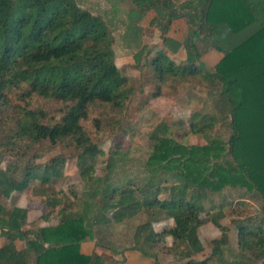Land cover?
I'll use <instances>...</instances> for the list:
<instances>
[{"label": "trees", "instance_id": "16d2710c", "mask_svg": "<svg viewBox=\"0 0 264 264\" xmlns=\"http://www.w3.org/2000/svg\"><path fill=\"white\" fill-rule=\"evenodd\" d=\"M128 3L136 23L148 11L155 13L152 23L160 21L163 29L171 20L185 18L189 31L184 40L162 37L161 49L148 65L159 83L199 77L219 85L220 114L227 115L230 134L225 142L210 137L207 132L216 119L206 115H200V126L189 124V131L202 137L204 145L175 143L165 127H157L150 135L148 176L142 184L108 186L93 205L82 201L79 210H72V202L63 203L48 187L63 176L60 157L38 165L33 163L36 153L21 167L20 161L30 149L37 152L43 145L72 147L79 176L93 180L100 151L82 125L90 109L122 112L132 90L114 63L113 37L100 15L81 8L76 0H0V164L14 159L0 166V235L6 240L0 248L1 264H29L15 241L33 253V264H90L97 257L80 255L78 243L93 238L91 228L120 224L140 214L145 220L135 228L136 246L130 248L153 257L169 237L166 252L180 251L188 258L202 250L196 231L203 224L199 218L203 201L218 195L225 206L240 204L232 202L225 190H242L239 198L249 194L259 203V224L238 220L236 236L240 252L254 261L264 257V0ZM180 47L185 59L175 63L166 52ZM210 49L222 54L212 69L200 61ZM13 96L22 102L33 96L59 102L60 116L46 120L27 102L12 103ZM92 123L99 129L97 118ZM26 190L47 209L42 218L56 209L60 212L58 224L32 231V240L23 232L26 210L7 209L2 202L11 199L13 204ZM237 209L232 213L239 216L242 211ZM165 220L174 227L152 228ZM137 242L154 251H144ZM186 264L204 263L189 259Z\"/></svg>", "mask_w": 264, "mask_h": 264}, {"label": "rangeland", "instance_id": "374dc122", "mask_svg": "<svg viewBox=\"0 0 264 264\" xmlns=\"http://www.w3.org/2000/svg\"><path fill=\"white\" fill-rule=\"evenodd\" d=\"M76 2L81 8L94 15H100L105 20L113 37L114 63L126 79L132 93L122 112L111 113L105 108L90 109L88 119L82 125L90 141L100 151L93 180L82 179L79 176L75 165L76 151L72 147L43 145L39 150L36 149L37 152L33 148L30 149L26 158L20 161L21 167L31 155L36 153L38 158L33 163L38 165L46 163L53 157H60L65 166L63 176L51 181L48 187L51 186L63 203L72 202L74 204L72 210H79L82 201L90 206L93 205L96 200L103 197L108 186H119L127 181L142 184L148 176L145 163L151 152L150 135L157 127H165L166 136L175 143L185 146L204 145L205 140L202 137L189 131V124L200 126V115H206L216 119L214 126L207 132L210 137L225 142L230 134L228 117L220 114L217 97L219 85H209L199 77L168 78L161 83L153 77L148 64L161 49V38L165 35V31H162L163 23L160 21L152 23L151 12H146L136 23L129 15L128 0H76ZM174 27L172 35L181 37V29L178 26ZM244 34H247V31ZM183 58L185 59V54L180 55L177 52L171 60L178 63ZM25 100L29 109H39L45 114L46 120L57 119L60 116L62 105L59 102L35 96ZM11 101L21 106L25 104L16 96H13ZM193 114L198 116L194 117ZM95 118L100 121L99 129H96L95 124L92 123ZM13 161L12 158H6L0 166L3 167L5 163ZM225 192L232 202L237 200L245 204L244 200H238L242 198H239L242 190H225ZM30 193V190H26L23 194L29 202L33 198ZM217 196L208 197L203 203H218L221 197ZM246 196L242 199H246ZM38 199V197L36 200L33 198L30 202L35 205V210L32 211L35 215L47 211ZM2 202L5 208L13 205L11 199ZM252 202L254 204H249L250 208L239 212V216L247 217L249 213L259 211L257 201ZM230 212L227 210L226 213L231 216L238 215ZM144 220V216L140 214L120 224L95 225L91 228L92 236L114 249L130 248L135 244L134 230ZM161 223L163 227L168 226L171 229L174 227L172 221L165 220ZM152 228L160 230V226L156 227L155 224ZM165 243L162 252L160 250L158 254L166 253ZM137 246L149 253L154 251L139 242ZM160 246L158 244L156 248Z\"/></svg>", "mask_w": 264, "mask_h": 264}, {"label": "crops", "instance_id": "0c3cea01", "mask_svg": "<svg viewBox=\"0 0 264 264\" xmlns=\"http://www.w3.org/2000/svg\"><path fill=\"white\" fill-rule=\"evenodd\" d=\"M148 12L152 13V16L150 17L152 21L155 18V13L152 11ZM174 26H178L181 29V37H174L172 35L175 28ZM162 31H165L163 37L171 38L181 43L187 36L189 27L185 22V18L181 17L171 20L168 26L162 29ZM177 52H179L180 55L185 54L184 49L180 47L175 53L166 52V55L171 59ZM170 54L172 55L170 56ZM221 58L222 54L220 52L210 49L201 55L200 61L208 69H212ZM183 61L184 58L179 62ZM10 198L13 200V197ZM245 198L246 199H240L244 200L245 204L241 203L242 201H239V205H232L229 207L220 202L202 203L203 211L199 213V218L203 220V224L196 231V236L202 250L188 258L180 251L176 253H170L168 251L165 254H154V256L151 257L133 248L114 249L96 238H85L79 242L78 253L86 257L96 256L98 260H93L90 264H186L189 259L198 263L203 262L204 264H264V257L260 260L254 261L249 258L247 254L240 252L236 236L237 221L245 219L251 224H259L261 218L259 211L252 214L249 213L247 217L236 215L231 216L226 213L227 210L230 212L237 208L241 211L249 209V204H254L252 202L253 200L249 198V194H247ZM32 199L33 198H31V201ZM34 200H36V198H34ZM30 202L24 195H21L12 205L26 210V225L23 228L26 240H32V231L37 228L56 226L59 222L60 213L59 210L56 209L50 214H47V219H44L42 216H44L46 212H41L40 214L36 213L35 215V213L32 212L35 210V205ZM234 202H237V200H234ZM200 216H202V218ZM161 224V222H158L155 223V226H160L161 229L163 227V224ZM262 226L264 228V224ZM165 242V246L170 247L171 240L169 237L165 238ZM5 243L6 240L0 235V248L4 246ZM14 245L17 251H22L25 254L26 258L29 260V264H33V253L26 251L22 242L15 241Z\"/></svg>", "mask_w": 264, "mask_h": 264}]
</instances>
